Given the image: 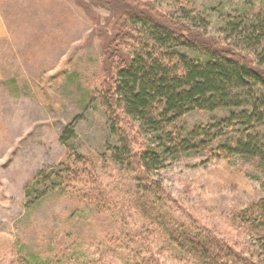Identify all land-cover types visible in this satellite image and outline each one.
Segmentation results:
<instances>
[{"label":"rangeland","instance_id":"1","mask_svg":"<svg viewBox=\"0 0 264 264\" xmlns=\"http://www.w3.org/2000/svg\"><path fill=\"white\" fill-rule=\"evenodd\" d=\"M116 1L0 0V264H15L18 255L46 264L58 241L69 244L76 233L82 255L94 251L87 243L95 245L93 237L99 234L94 228L86 230L87 209L60 193L43 195L40 184L27 197L37 173L56 166L68 152L93 155L102 182L132 192L142 184L135 172L109 161L105 166L99 157L119 138L100 98L113 81L110 57L114 61L115 56L108 57L104 47H111L119 31L123 10ZM129 1L134 8L148 7L177 22L185 35L253 58V46L233 26L239 18L248 27L256 22V9L264 0ZM136 26L142 35L148 34L142 23ZM181 49L196 58L206 56L199 47ZM227 112L191 111L176 125L186 134L194 126L217 123ZM132 119L122 121L121 127L133 137L135 149L140 141L151 148L147 173L163 183L182 211L220 235L264 250L263 241L249 229L240 234L232 220L239 210L264 198L260 160L215 158L196 150L174 153L160 132ZM66 127L73 131L67 142L61 138ZM138 138L139 144L134 142Z\"/></svg>","mask_w":264,"mask_h":264},{"label":"trees","instance_id":"2","mask_svg":"<svg viewBox=\"0 0 264 264\" xmlns=\"http://www.w3.org/2000/svg\"><path fill=\"white\" fill-rule=\"evenodd\" d=\"M116 2L123 10L119 31L111 47H104L110 52L108 57L115 56L114 61L110 57L113 81L100 98L119 138L99 157L105 166L109 161L115 168L135 172L142 184L132 192L102 182L96 158L77 150L68 152L56 166L40 170L27 197L36 184L42 186L43 195H65L88 210L86 230L94 228L99 234L93 237L95 245L87 243L94 249L91 255H82L76 233L69 244L58 241L53 255L45 257L46 264H264L261 247L220 235L182 211L163 183L147 173L151 148L140 141V148L135 149L133 137L120 124L140 119L160 132L174 153L196 150L215 158L239 155L264 164V4L256 9L257 21L250 27L241 18L233 26L255 50L249 59L227 45L185 35L177 22L151 8H134L129 0ZM136 23L147 27L148 34L142 35ZM181 47H199L206 56L193 57ZM217 109L228 110L217 123L194 126L186 134L176 125L188 112ZM222 128L234 133H223ZM135 131L139 135L137 126ZM72 135L66 127L61 138L67 142ZM134 142L139 144V138ZM235 216L232 220L240 234L249 229L264 246V198ZM15 257V264H36Z\"/></svg>","mask_w":264,"mask_h":264}]
</instances>
